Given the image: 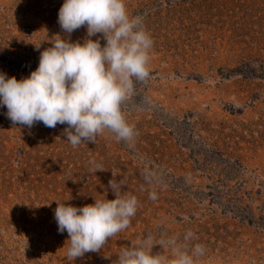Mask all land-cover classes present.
Instances as JSON below:
<instances>
[{
	"label": "rangeland",
	"instance_id": "374dc122",
	"mask_svg": "<svg viewBox=\"0 0 264 264\" xmlns=\"http://www.w3.org/2000/svg\"><path fill=\"white\" fill-rule=\"evenodd\" d=\"M63 2L0 0V71L19 80L37 68L51 46L35 47L46 30L66 36L58 23ZM126 6L143 15L154 40L150 76L122 105L134 140L106 130L73 147L66 124H14L0 107V264H112L146 234L153 254L170 255L161 241L183 243L188 231L189 244L205 248L197 264H264V0ZM86 36L82 26L71 40ZM93 158L103 171H90ZM112 179L138 198L136 215L100 252L71 261L57 202L114 199Z\"/></svg>",
	"mask_w": 264,
	"mask_h": 264
},
{
	"label": "clouds",
	"instance_id": "9594fccd",
	"mask_svg": "<svg viewBox=\"0 0 264 264\" xmlns=\"http://www.w3.org/2000/svg\"><path fill=\"white\" fill-rule=\"evenodd\" d=\"M58 23L66 36L50 38L46 30L47 39L35 47L39 49L44 41L51 46L41 52L37 68L27 77L18 80L0 71V107L6 106L14 124L32 127L43 122L49 128L66 124L67 140L73 147L95 143L106 130L118 141L134 140L138 133L122 105L134 94L136 82L150 76L154 40L143 15H131L126 0H64ZM82 26L87 36L71 40V34ZM89 165L92 172L104 170L94 158ZM122 185L123 181H109L115 194L111 200L104 195L82 207L56 201L54 215L58 231L69 235L66 255L71 261L100 252L110 238L129 227L139 201L131 193L124 194ZM149 198L156 200L157 193L150 192ZM193 237L188 231L183 243L175 236L161 241L171 249L165 255L153 254L154 237L146 234L123 247L112 264H197L205 248L199 243L190 245Z\"/></svg>",
	"mask_w": 264,
	"mask_h": 264
}]
</instances>
